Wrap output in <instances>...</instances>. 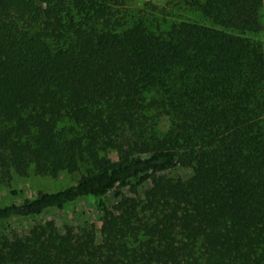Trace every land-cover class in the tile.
Masks as SVG:
<instances>
[{
	"label": "trees",
	"instance_id": "1",
	"mask_svg": "<svg viewBox=\"0 0 264 264\" xmlns=\"http://www.w3.org/2000/svg\"><path fill=\"white\" fill-rule=\"evenodd\" d=\"M126 1L0 0V185L85 171L0 224L84 197L100 213L99 242L0 233V264H264V0H181L200 19L165 29Z\"/></svg>",
	"mask_w": 264,
	"mask_h": 264
},
{
	"label": "rangeland",
	"instance_id": "2",
	"mask_svg": "<svg viewBox=\"0 0 264 264\" xmlns=\"http://www.w3.org/2000/svg\"><path fill=\"white\" fill-rule=\"evenodd\" d=\"M125 4V3H124ZM181 0H127L121 10H127L132 15H139L148 21L152 29L159 23L165 29L172 21L179 19L199 20V15L187 8ZM264 50V47H263ZM155 127L161 132L167 129L169 122L163 116H157ZM189 170L180 166L166 170L164 173L177 179L184 177ZM85 174L83 168L74 173L60 172L55 177L38 176L29 172L24 176L12 175L11 178L0 185V206L19 201L22 199H31L38 192H53L74 184L82 175ZM134 181L125 187H117L125 197H133L131 185ZM138 193H141L143 186H135ZM108 201L112 205L116 203L113 193L108 195ZM100 213L96 208V202L93 198L84 197L74 202L68 203L60 209H50L42 214L30 216L27 218H14L0 224V233L17 234L24 236L27 229L36 224L45 222L54 223L57 226H70L72 229L81 230L83 227L94 233L96 242H99L100 233Z\"/></svg>",
	"mask_w": 264,
	"mask_h": 264
}]
</instances>
